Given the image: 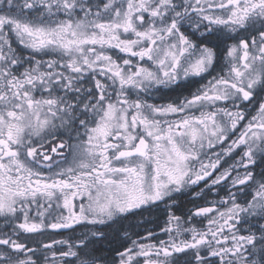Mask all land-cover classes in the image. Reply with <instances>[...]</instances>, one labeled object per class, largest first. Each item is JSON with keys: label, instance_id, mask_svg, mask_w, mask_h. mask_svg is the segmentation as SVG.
<instances>
[{"label": "snow or ice", "instance_id": "snow-or-ice-1", "mask_svg": "<svg viewBox=\"0 0 264 264\" xmlns=\"http://www.w3.org/2000/svg\"><path fill=\"white\" fill-rule=\"evenodd\" d=\"M0 220V264H264V0H0Z\"/></svg>", "mask_w": 264, "mask_h": 264}, {"label": "flooded vegetation", "instance_id": "flooded-vegetation-1", "mask_svg": "<svg viewBox=\"0 0 264 264\" xmlns=\"http://www.w3.org/2000/svg\"><path fill=\"white\" fill-rule=\"evenodd\" d=\"M19 47V45H16ZM219 71L217 68L215 71L211 72V75H216ZM211 75L205 74L204 78L201 77H190L188 80H182L181 84L183 85L179 89L175 88H162L159 92H155L149 98V102L156 104H167L177 100V98L182 99L185 96H189L190 92H194L196 88L207 83L211 79ZM198 114V113H197ZM220 146L218 145L215 149L210 151H219ZM226 161V162H225ZM233 160L231 158L225 157L222 161V168L228 167L229 164H232ZM198 167V165H197ZM222 170V169H221ZM47 170H45L46 172ZM218 174V173H217ZM204 188V183L201 182L197 186L192 188L185 189L179 193L175 194L176 208L172 209L175 211L176 215H183L187 213L189 209H194V205H204L206 202H211L217 200L218 197L215 194H206L201 193L199 196L196 193H199L200 190ZM220 196L224 195L223 190H220ZM164 205L160 206V210L155 211L152 215L144 214L143 217H136L135 222L139 225L137 228L132 229L133 232H139L141 236L146 235L147 231H153L159 239H167L168 237L161 231L165 226V220L167 219L166 214L163 211ZM3 226L2 220H0V227ZM77 227V232L81 231ZM73 235L72 230L65 229L59 231L47 230L43 235L39 234H22L21 240L27 242L30 246L35 247L37 242L49 243L53 239H67L69 236ZM136 239V236L132 237ZM124 242L120 240H113L112 247L119 248Z\"/></svg>", "mask_w": 264, "mask_h": 264}]
</instances>
